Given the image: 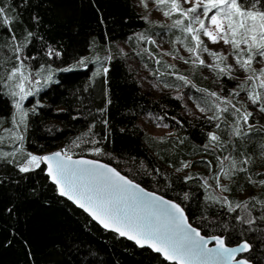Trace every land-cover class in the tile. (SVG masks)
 <instances>
[{
	"label": "trees",
	"instance_id": "1",
	"mask_svg": "<svg viewBox=\"0 0 264 264\" xmlns=\"http://www.w3.org/2000/svg\"><path fill=\"white\" fill-rule=\"evenodd\" d=\"M4 3L19 13L21 22L13 27L20 40L28 43L25 55L36 57L26 62L35 67H74L71 72H60L56 81L41 92L39 99L43 107L28 116L25 149L43 154L68 148L69 155L80 157L88 156L92 148L99 147L103 152L97 158L114 165L144 187L180 203L192 224L205 235H224L229 245L238 244L240 235L231 229L226 233L220 225L238 223L234 218L242 215L243 210L229 212L227 206L212 204L205 197L226 196L233 206L249 201L250 197L264 201V186L249 184L244 173L228 180L227 192H221L213 179L220 171L216 157L228 155L229 151L238 159L240 153L251 155L253 163L249 169L253 179H264V175H255L264 173L261 154L264 119L253 122H258L259 130L248 137L233 138L234 148L228 145L227 150L209 147L205 151L208 132L216 131L223 140L228 137L214 128L215 121L207 122L212 111L188 116L185 100L174 92L188 93L195 106L208 108L209 99L198 89L209 92L212 85L201 66L187 73L168 67L157 46L149 42L167 35L173 43L180 30L143 19L145 16L136 0H30L25 8L18 6L20 0H4ZM34 15L39 17V23L33 22ZM27 31L35 34L30 42L24 41ZM5 39L6 34L0 33V43ZM118 41H126L152 73L162 87L160 96L155 97L143 87L116 45ZM49 48L62 55L49 58L46 55ZM96 57L100 58L99 63ZM82 59L86 67L76 66ZM101 65L108 68L107 76L93 77ZM177 75L196 84L185 85ZM216 79L225 87L236 82L218 75ZM108 100L110 104L106 103ZM103 108L109 121L107 128L101 123L105 114L98 111ZM12 112L8 98L0 97V116L7 118ZM144 116L151 117L160 127L167 125L174 134L155 136L140 123ZM226 119L231 122L232 117L226 114ZM5 123L10 125L8 121ZM92 124L96 125L92 129L94 137H85L88 143L78 141L77 147L73 141ZM105 135L107 140L103 139ZM93 138L100 142L92 144ZM181 162H191L190 167L177 172ZM188 175L193 178L185 182L183 178ZM205 180L211 187H204ZM253 203L256 201L249 202V211L254 217L259 216L264 208L258 203L253 208ZM254 227L257 231L243 237L254 245L248 257L255 264H264V243L258 239L264 221H257ZM0 264L173 263L94 222L59 194L44 164L34 171L21 173L15 166L0 161Z\"/></svg>",
	"mask_w": 264,
	"mask_h": 264
},
{
	"label": "snow or ice",
	"instance_id": "2",
	"mask_svg": "<svg viewBox=\"0 0 264 264\" xmlns=\"http://www.w3.org/2000/svg\"><path fill=\"white\" fill-rule=\"evenodd\" d=\"M29 2L30 0H20L18 6L25 8ZM153 2L165 17L178 16L171 26L164 27L177 28L185 34L181 43L185 44L187 52L191 54L189 59L181 57L185 63L191 60L193 65L206 67L218 77L238 81L236 87L229 90L228 96L198 89L205 94L210 103L208 108L200 107V104L196 105L202 113L212 111L213 115L207 117V122L215 121L214 128L224 132L228 137L227 140H223L216 131L208 132L205 151L209 147L227 150L228 145L234 148L233 138L242 139L259 130L257 124L252 122L255 120V114L248 110L249 107H254L256 111L264 114V0H153ZM140 4L147 8L148 0H140ZM18 17V12L6 7L4 0H0V33L6 34V39L0 43V97H7L14 109L9 117L0 116V129H2L0 130V161L15 166L21 173L34 171L40 168L41 164H45L47 175L57 186L61 196L74 201L105 229L133 240L140 247L151 248L173 264H252L247 258H237V254L252 251L254 245L243 237L248 232L257 231V227H254L257 221H264V212L255 217L251 214L249 202L256 201L261 208H264V201L250 197L249 201H242L233 206L226 196L205 197V200L212 204L227 206L229 212L243 210L242 215L234 218L238 223L220 225L226 233L231 229L232 233H238L241 237L236 246H228L224 235L207 238L201 235L199 228L189 223L180 204L147 192L116 168L102 164L98 160H74L69 155L71 149L68 148L46 155H35L26 151L28 116L30 113L35 114L43 105L37 100L30 109H26L24 102L36 95L49 82L55 81H53L54 70L50 65L47 68L41 65L39 69L33 70L26 63L27 60L36 57L25 55L28 43L20 40L13 27L14 24L21 22ZM143 19L147 20V17ZM32 20L34 23H39L38 16L34 15ZM34 35L33 32L27 31L24 41L30 42ZM202 37L207 38L212 44L222 42L223 45L231 48V52L225 54L223 51L211 50ZM140 38L144 39L143 36ZM149 42L155 43L150 39ZM203 53H207L212 58V63H207L202 58ZM46 55L49 58L60 57L62 53L49 48ZM229 56L233 58V63H228ZM96 61L99 63L100 58L96 57ZM156 62L160 63V60ZM6 64L9 66L5 67ZM256 64L262 66L257 68ZM76 66L86 67L85 61L83 59L78 61ZM168 67L174 66L168 65ZM73 70L74 67H67L58 71ZM236 70L245 74L243 80H239L234 75ZM107 73L108 68L101 65L93 73V77H106ZM172 74L176 75V73ZM177 79L184 81L185 85L191 83L184 76L177 75ZM242 93L246 97L245 100L239 99ZM106 103L110 104L111 101L108 100ZM98 111L105 114L101 123L107 128L109 121L106 118V108ZM226 114L232 117L231 122L226 119ZM160 119L162 120L163 117ZM6 121L10 123V127H3ZM95 126L92 124L88 131L77 137L73 143L77 147L78 141L88 143L89 141L84 138L94 137L92 129ZM163 126L167 127V125ZM103 139L107 140L108 136L105 135ZM17 142H19L18 146L12 150H4L5 145H16ZM90 142L95 145L100 141L93 138ZM91 151L96 155L103 152L99 147H94ZM261 154L264 155V146ZM216 159L220 171L213 176V179L221 192L230 190L227 184L221 183V176L231 180L238 173H244L249 184L264 186V179L255 180L250 173L249 166L253 163L251 155L240 153L238 159L229 151L228 155L217 156ZM190 164L191 162H181V167L176 171L180 172L190 167ZM255 175L260 176L264 173ZM192 178L188 175L183 179L187 182ZM204 187H211L207 180L204 182ZM184 198H188L186 193ZM256 203L251 204V207H256ZM259 232L258 239L264 243V229H259ZM210 241H214L213 247H208Z\"/></svg>",
	"mask_w": 264,
	"mask_h": 264
},
{
	"label": "rangeland",
	"instance_id": "3",
	"mask_svg": "<svg viewBox=\"0 0 264 264\" xmlns=\"http://www.w3.org/2000/svg\"><path fill=\"white\" fill-rule=\"evenodd\" d=\"M136 4L138 6V9L144 14V16L147 17L148 19L153 20V22L157 25H166V24L172 25L173 20L178 18V16H176V15H174L171 18L165 17L163 15L162 11L157 9L153 0H148L147 8H145L142 4H140V0H136ZM184 7H188V5H184ZM184 35L185 34H183L180 31L179 39H176L173 43L167 38V35H163L159 38L155 37L153 39V41H155L154 44L157 46V48L159 49V51L163 55L165 63H167V65H173L174 66L171 68H179L183 73H187L188 70L195 72L196 69H198V67H200L199 65H193L191 63V60H189V63L184 62V59H189L191 56V54L187 52L185 44L181 43V41L184 40ZM202 39H204L205 44H207V46L213 51H218V52L223 51L225 54L231 52V48L229 46L223 45L222 42L220 44H212L210 41L207 40V38L202 37ZM188 43H189V46H191L190 41ZM116 45L121 49L122 53L125 55L128 65L133 70H135V72L137 73L143 87L150 94L154 95L155 97L160 96L162 87H160V85L157 83L156 79L152 77V73L146 68V66H144L143 63H141L139 61V59L135 56V54L133 53L129 44L126 41H118L116 43ZM181 57H183L184 59H181ZM202 58L207 63H212V58L210 56H208L207 53H203ZM233 62H234L233 58L231 56H229L228 63H233ZM26 63L33 70L39 69L41 67V66L35 67L31 63H28V62H26ZM44 66H45V68H47L49 65H44ZM50 66L54 70L53 71V81H56L58 74L60 72H62V71H58L59 69L67 68V67H57V66H52V65H50ZM255 66L257 68H259L262 65L256 64ZM201 67H202V73L205 75L208 82L212 85V87L209 86V89H211V90H209V92H217L221 96H228L229 90L236 87V84L238 82L237 80H235L236 81L235 84L227 85V87H225L223 83H221L220 81H218L216 79V75H217L216 73H214L213 71H211L210 69H208L206 67H203V66H201ZM234 75L236 77H238L239 80H243L244 76H245V74L240 70H236L234 72ZM188 80L191 83L196 84L191 79H188ZM51 83L52 82H49V84L46 87L41 88L40 91L36 95L29 97L24 102V107L26 109H30L36 103L37 100H39V102L41 103L42 100L39 99V96H40L41 92L43 90H45ZM205 88H207V87H205ZM225 90H228V91H225ZM174 93L176 95H180L185 100V104L187 106L186 114L188 116L202 115V112H200L199 109L192 102L188 93L182 94L180 91H175ZM239 99L245 100L246 97L242 93L241 96L239 97ZM248 110L254 112L255 120H259V119L263 120L264 119V114H261L258 111H256V109L254 107L250 106ZM254 121H252V122H254ZM140 123L144 126V128H146L150 133L154 134L155 136L166 137V136H171L174 134L173 131L169 128L157 126V124L154 122V120L149 116H144L140 120ZM256 123H258V122H256ZM3 127H10V125H7L6 123H4ZM0 130H2V129H0ZM18 143L19 142H17L16 145H12V144L5 145L4 150L5 151L12 150V148L18 146ZM26 151L31 152L35 155H42L40 153L30 151L28 149H26ZM88 156L96 157V158L100 157V155H96L92 151L89 152ZM263 171H264V169H263ZM221 183L227 184L228 179H225L223 176H221Z\"/></svg>",
	"mask_w": 264,
	"mask_h": 264
},
{
	"label": "water",
	"instance_id": "4",
	"mask_svg": "<svg viewBox=\"0 0 264 264\" xmlns=\"http://www.w3.org/2000/svg\"><path fill=\"white\" fill-rule=\"evenodd\" d=\"M61 149H57V150H53V151H48V152H45V153H43L42 155H46V154H50V153H52V152H56V151H60ZM74 160H76V159H88V160H98V161H100V163H102V164H107V165H109V166H111V167H113V168H116L114 165H112V164H110V163H108V162H106V161H104V160H101V159H99V158H94V157H90V156H80V157H72ZM45 165V164H44ZM45 167H46V174H47V166L45 165ZM117 169V168H116ZM122 175H124V176H126L128 179H130V180H132L129 176H127L126 174H124L122 171H120L119 169H117ZM50 178V177H49ZM50 181L52 182V180H51V178H50ZM134 183H136V184H139L140 185V187L141 188H143V189H145L147 192H152V193H155L157 196H162L165 200H171V201H173V202H175V203H178L177 201H175V200H173V199H170V198H168V197H166V196H164V195H162V194H160V193H158V192H156V191H153V190H150V189H148V188H146V187H144L143 185H141L140 183H138V182H136V181H134V180H132ZM53 183V182H52ZM54 184V183H53ZM57 187V186H56ZM58 190V189H57ZM59 192V191H58ZM62 197H64V198H66L67 200H69L66 196H62ZM70 202H72L76 207H78L79 209H81V210H83L82 208H80L74 201H72V200H69ZM178 204H180V203H178ZM181 205V204H180ZM181 207L184 209V211H185V214L187 215V212H186V210H185V208L181 205ZM84 211V210H83ZM85 212V211H84ZM86 214H88L91 218H92V216L89 214V213H87V212H85ZM187 217H188V215H187ZM188 219H189V217H188ZM92 220L94 221V222H96L98 225H100L95 219H93L92 218ZM189 223H191L192 224V222L190 221V219H189ZM193 225V227H196L194 224H192ZM102 228H104L102 225H100ZM198 228V227H197ZM105 229V228H104ZM105 230H108V229H105ZM200 230V232H201V235H203V236H205L206 238L207 237H210V236H213V235H205L202 231H201V229H199ZM108 231H111V232H114V233H116L115 231H112V230H108ZM116 234H118V233H116ZM119 235V234H118ZM124 238H126L127 240H129L127 237H124ZM129 241H131V242H133L134 244H136L133 240H129ZM225 243H226V245H228V246H236L237 244H235V245H229L227 242H226V240H225ZM250 243V242H249ZM137 245V244H136ZM138 246V245H137ZM214 246V241H210L209 242V244H208V247H213ZM138 247H140V246H138ZM141 248H148V249H150V250H152L151 248H149V247H147V246H145V247H141ZM153 251V250H152ZM154 252V251H153ZM156 253V252H155ZM248 254H249V252L248 253H238L237 254V258H247V259H249L251 262H252V264H255V262L253 261V260H251L249 257H248ZM161 255V254H160ZM162 256V255H161ZM163 257V256H162ZM164 258V257H163ZM170 263H173V262H170Z\"/></svg>",
	"mask_w": 264,
	"mask_h": 264
}]
</instances>
